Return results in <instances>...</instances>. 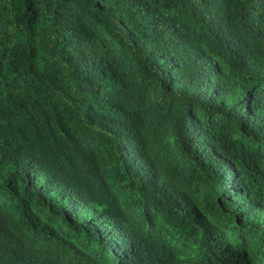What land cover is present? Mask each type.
<instances>
[{
  "label": "trees",
  "instance_id": "trees-1",
  "mask_svg": "<svg viewBox=\"0 0 264 264\" xmlns=\"http://www.w3.org/2000/svg\"><path fill=\"white\" fill-rule=\"evenodd\" d=\"M244 5L0 0L1 251L8 230L29 225L28 204L51 210L53 244L66 247L73 219L118 222L135 183L153 196L154 213L176 202L185 208L187 176L163 175L174 191L157 197L152 182L123 169L124 150L144 141L167 167L188 163L205 178L217 196L206 210L219 209L218 196L234 194L232 186L251 194V208L264 200V57L243 27ZM152 132L178 141L184 154ZM219 205L233 216L219 218L205 255L231 264L241 261L233 245L254 217L236 203ZM96 242L109 238L93 235L87 260L102 251Z\"/></svg>",
  "mask_w": 264,
  "mask_h": 264
},
{
  "label": "clouds",
  "instance_id": "clouds-1",
  "mask_svg": "<svg viewBox=\"0 0 264 264\" xmlns=\"http://www.w3.org/2000/svg\"><path fill=\"white\" fill-rule=\"evenodd\" d=\"M240 15L244 29L256 39V54L264 57V0H245ZM151 135L162 145L170 142L179 149L178 154H184L178 141L168 140L155 132ZM135 142L125 144L132 146ZM123 159V169L132 178L152 182L157 197H165L174 191L163 175L187 176L191 183L189 193L184 197L187 199L185 208H176L179 203L176 202L174 206L161 207L154 213L157 204L153 196L141 192L135 183L134 188H127L131 193L123 195L118 222L87 215L73 219L66 247L53 244L55 228L51 210L41 203L28 204L25 216L28 220L25 223L24 219V223L29 225L5 233L9 249L0 250V264H223L205 255L211 238L209 234L217 227L219 218L233 216L231 210L220 207L221 200L244 206L254 217L251 233L238 237L233 245L240 249L237 256L241 261L233 258L231 264H264V200L251 208V194L232 186L234 194L218 196L219 209L206 210L207 198L217 196L208 194V183L190 164L181 168L167 167L158 150L147 141L135 152L124 150ZM181 169H185L183 174L179 172ZM117 223L122 224L121 230L117 229ZM7 226L8 222L3 221L1 227ZM93 235H107L109 243L103 246L96 242L97 248L103 249L94 259L87 260V246Z\"/></svg>",
  "mask_w": 264,
  "mask_h": 264
}]
</instances>
